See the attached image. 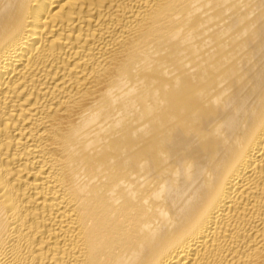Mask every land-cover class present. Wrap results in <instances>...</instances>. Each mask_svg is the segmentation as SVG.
I'll list each match as a JSON object with an SVG mask.
<instances>
[{"label":"bare ground","instance_id":"bare-ground-1","mask_svg":"<svg viewBox=\"0 0 264 264\" xmlns=\"http://www.w3.org/2000/svg\"><path fill=\"white\" fill-rule=\"evenodd\" d=\"M0 264H264V0H0Z\"/></svg>","mask_w":264,"mask_h":264}]
</instances>
